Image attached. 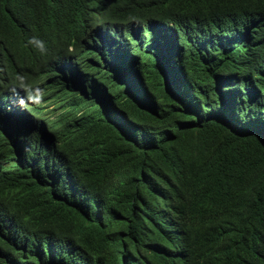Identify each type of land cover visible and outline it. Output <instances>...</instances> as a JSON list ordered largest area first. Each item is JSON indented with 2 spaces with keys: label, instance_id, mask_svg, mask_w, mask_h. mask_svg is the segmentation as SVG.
Segmentation results:
<instances>
[{
  "label": "trees",
  "instance_id": "trees-1",
  "mask_svg": "<svg viewBox=\"0 0 264 264\" xmlns=\"http://www.w3.org/2000/svg\"><path fill=\"white\" fill-rule=\"evenodd\" d=\"M0 69V264H264V0H0Z\"/></svg>",
  "mask_w": 264,
  "mask_h": 264
},
{
  "label": "clouds",
  "instance_id": "clouds-1",
  "mask_svg": "<svg viewBox=\"0 0 264 264\" xmlns=\"http://www.w3.org/2000/svg\"><path fill=\"white\" fill-rule=\"evenodd\" d=\"M129 20L137 21L138 18L135 16H130ZM28 45L35 47L42 56L48 55V47H47L46 42L42 41L38 37L36 36L30 37L27 40L25 46L27 47ZM74 51L75 50L73 49L68 54H74ZM0 71H2V69H0ZM4 91H7L13 96H16L18 102L23 101L25 103L27 102L36 103L38 101L39 103H43L44 101V95H45L44 90L42 88L34 87L33 85H31L28 78L25 75H22L20 73H17L15 75L13 84L7 86L6 89L0 90V96L4 94ZM20 91L25 92L26 95L24 97H20L19 95ZM32 132H33L32 130H27L23 134V136H25L28 139V141L31 143H28V141H26V139L22 137L21 138L17 137L15 139L17 147H18V156L27 155L29 158H31V156L34 154L35 155L34 157H36L38 160L39 156H37L35 153L39 154L40 152L39 145H41V143L37 140V138L34 135H32ZM36 132L41 140L49 141V139H51L50 133L48 132L44 124H41L36 130ZM23 149H25V152L22 154L20 151ZM29 150H31L32 153H30Z\"/></svg>",
  "mask_w": 264,
  "mask_h": 264
},
{
  "label": "rangeland",
  "instance_id": "rangeland-1",
  "mask_svg": "<svg viewBox=\"0 0 264 264\" xmlns=\"http://www.w3.org/2000/svg\"><path fill=\"white\" fill-rule=\"evenodd\" d=\"M2 151H3V144H2ZM5 149V148H4ZM22 154L25 152V149L20 151ZM6 156V155H5ZM35 155L33 154L30 158V160H28V164L31 166H37L38 163L40 161L37 160L36 157H34ZM4 157V156H3ZM16 159V157H14ZM15 159H10V160H3L0 161V165L5 166V167H9L8 172H13V171H17V169L15 168V166L13 165V163L15 162ZM45 164V162L43 163ZM17 186L18 189L23 190L24 185L23 183H19L18 185H15V187ZM0 200L4 201L7 204H11V194L8 192V189L3 188L0 191Z\"/></svg>",
  "mask_w": 264,
  "mask_h": 264
}]
</instances>
